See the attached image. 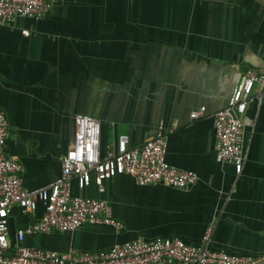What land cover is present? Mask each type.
I'll return each instance as SVG.
<instances>
[{
    "label": "crops",
    "instance_id": "1",
    "mask_svg": "<svg viewBox=\"0 0 264 264\" xmlns=\"http://www.w3.org/2000/svg\"><path fill=\"white\" fill-rule=\"evenodd\" d=\"M38 20L0 26V111L4 154L21 165L31 190L59 174L73 136V116L100 126L101 149L118 134L139 146L162 122L167 164L197 175L177 189L137 185L128 175L93 181L74 195L105 201L119 232L83 224L71 232L32 233L21 244L49 251L95 252L134 238H177L196 245L211 227L208 248L264 256V95L239 116L244 160L239 174L214 159L210 113L225 103L246 68L264 73V0H49ZM27 29L24 36L20 30ZM206 114L189 120L192 108ZM42 213L16 206L7 217L9 251L15 232Z\"/></svg>",
    "mask_w": 264,
    "mask_h": 264
},
{
    "label": "built area",
    "instance_id": "2",
    "mask_svg": "<svg viewBox=\"0 0 264 264\" xmlns=\"http://www.w3.org/2000/svg\"><path fill=\"white\" fill-rule=\"evenodd\" d=\"M49 9V0H0V26L10 25L16 17L38 20ZM20 33L27 36L28 30ZM261 95L264 73L246 68L223 106L210 113L214 159L230 164L236 175L244 160L239 116L252 98L258 100ZM205 114V107L198 106L189 110L188 119L197 120ZM174 129L175 126L165 127L159 122L154 134L139 146H128L127 136L118 134L112 145L101 149L99 123L88 115L75 114L72 140L60 157L58 176L44 186L28 190L22 186L20 163L4 154L7 121L0 111V264H255L260 258L209 249L210 226L196 245L162 237L134 238L95 252H55L21 244L26 234L71 232L83 224L107 225L116 233L122 229L105 201L74 195L72 181L78 190L93 181L98 191H102L103 180L121 174L130 176L137 185L163 184L177 189L193 185L197 181L194 172L170 166L164 159L166 137ZM38 203L42 205L41 215L16 230L15 244L9 251L10 210L16 206L22 213L33 214Z\"/></svg>",
    "mask_w": 264,
    "mask_h": 264
},
{
    "label": "water",
    "instance_id": "3",
    "mask_svg": "<svg viewBox=\"0 0 264 264\" xmlns=\"http://www.w3.org/2000/svg\"><path fill=\"white\" fill-rule=\"evenodd\" d=\"M255 264H264V256L261 257Z\"/></svg>",
    "mask_w": 264,
    "mask_h": 264
}]
</instances>
